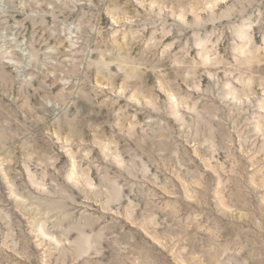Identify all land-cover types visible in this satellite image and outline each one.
<instances>
[{
  "label": "rangeland",
  "instance_id": "1",
  "mask_svg": "<svg viewBox=\"0 0 264 264\" xmlns=\"http://www.w3.org/2000/svg\"><path fill=\"white\" fill-rule=\"evenodd\" d=\"M0 264H264V0H0Z\"/></svg>",
  "mask_w": 264,
  "mask_h": 264
}]
</instances>
